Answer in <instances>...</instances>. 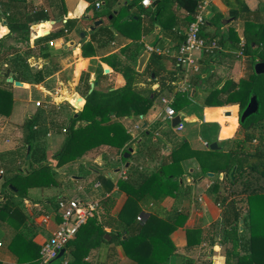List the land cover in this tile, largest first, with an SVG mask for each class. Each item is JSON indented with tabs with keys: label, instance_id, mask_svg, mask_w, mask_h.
Here are the masks:
<instances>
[{
	"label": "crops",
	"instance_id": "0c3cea01",
	"mask_svg": "<svg viewBox=\"0 0 264 264\" xmlns=\"http://www.w3.org/2000/svg\"><path fill=\"white\" fill-rule=\"evenodd\" d=\"M27 1L46 9L51 20L49 22L34 23L38 27L32 33L31 26L33 24L30 26L27 23H10L2 16L0 9V28L7 29L3 34H0V39L3 40L2 48L7 52L9 59L8 62L4 61L1 64L3 69L0 70V86L12 91L14 95L12 113L5 116L0 112V169L4 170L3 173H0V192L4 188L3 182L6 176L17 173V171L27 172L30 169L26 154L23 161L22 157L19 156L22 146H27L26 133L22 124L28 117L41 109L36 104L38 99L35 100L36 107H34L30 96L23 97L18 94L21 93L19 91L21 88H34L33 90H36V92L39 91L46 95L49 90L48 84L52 81L56 83L58 90H63L65 86H71L68 90L71 91L70 94H66L68 91L63 92L65 96L72 94L71 99L68 101L70 107H75L74 102L79 96L82 97V101L79 103L83 107L87 83L90 84V89L91 83L94 82L93 88L101 90L121 87L125 83L122 72L112 65V61L105 59L107 55L113 52L118 53L123 61L135 66H137V58L140 55L136 57V60L130 57L135 49L134 43L128 46V43L132 41L131 38H120V42H112L103 46L95 55H82L84 43L91 39L88 27L94 20L91 18V14H86L89 6V2L86 0ZM203 1L207 2L206 12L209 13L206 16L207 22L204 32L207 36H214L213 38L218 39L220 44V48L214 53V57L212 55L204 56L200 51L195 50L193 54L198 58L199 63V69L196 72L186 73L185 69L178 65L176 54L180 43L185 38L188 27L186 11L170 0H163L162 3L165 5V9L161 20L155 22L159 25L160 30H157L155 24L153 30L143 34L138 40L144 43L146 49L149 46L158 48L160 56L152 65V68L157 70L158 76L154 82H151V77L154 75L150 71H145L139 77L138 85L146 91L151 88V92H153V84L158 82V88L162 87L164 90L145 114L132 113L130 116L114 117V119H119L123 123L132 136L131 147H133V152L128 157L129 160L123 159L122 150H117L108 144H102L84 154L86 157L92 154L91 160L95 162V165L90 168L94 176L92 185H86L84 176L81 174H70L73 182L71 185H67L65 169H70L71 165L58 168L59 184L45 186L46 191L44 187H33L29 189L28 196L16 193L10 194L9 192L8 195H11V199L17 205L20 204V208L26 216V221L23 225L17 227V221L19 220L17 215L14 216L15 220L13 219L10 222L7 219L0 218V242L2 243L0 245V264H21L20 254L18 253H21L23 258L30 256L29 250L31 249L25 248L24 240L31 239L41 249V244L50 237L61 223V210L58 208V201L61 197H78L83 200H98L100 202L95 215L91 218L96 219L97 225L99 224L104 228L106 230L105 234H110V238L99 240L97 238L99 232L94 227L89 233L85 234L87 235L85 241L88 253L84 257V261L88 264H160V260L145 261V259L136 258L134 256V250H137L135 248L136 243L124 241L131 231L126 230L124 227L126 220L122 218L123 207L130 194L136 197L138 201V197L132 191L124 188V180L128 176L130 166H137L140 171L145 173L154 172L159 167L162 157L168 155L175 145L182 142L186 143V149L177 159L180 165L179 170L185 173L181 176L182 187L180 191L176 196L168 194L163 197H148L138 201L142 206V210L138 214L137 220L144 222L152 212L164 218H174L178 215L185 216L184 223L176 226L170 232L169 237L175 247L173 253L191 257L197 264H208L207 261L202 263L199 261V258L204 254L205 257L211 259V264H217V260L214 258L223 257L222 264H225L226 249L230 246V243H221L226 214L224 212L225 208L216 198L222 182L217 181L216 172H214V176H208V172H203L201 159L192 151L201 150L202 153L210 154L208 157L210 160L206 163L207 168H210L213 164L224 167V163L217 160L216 156L226 151L233 140L232 138L236 137L235 135L240 126L238 118L240 105L239 103L220 104L212 99V96H221V94L226 96L225 89L230 82H239L242 78L249 77L251 74L252 62L250 56L256 54V52L253 50L247 52L246 46H242V43L245 45L246 36H250L255 27L264 24V0ZM245 8H247V11ZM115 10H118V6H115ZM133 11V9L129 10L130 13ZM237 11L240 12L239 15L234 14ZM84 14L90 17L87 18ZM81 15L89 20L84 23L83 19L80 18ZM175 15L176 19H174ZM216 15L220 19L225 18L230 19V21L227 23L221 22L223 26L217 27L213 21ZM73 17L78 18L76 28L87 32L85 38L79 42L72 37V33L77 31L76 28L70 33H65L71 36L69 39L76 40L75 48L70 46L67 49L63 48L65 52H56L50 48L55 43L49 45L46 42L41 46L37 44L36 38L39 35L45 31L50 32L61 28L63 26L62 18ZM102 19L105 23V18ZM142 23V25L146 24L144 18ZM68 40L66 39L62 44ZM92 43L96 45L97 42L93 41ZM28 49H31L33 53L28 52L26 54L25 51ZM18 51L21 56L20 59L27 60L28 63L33 62L31 64L34 65H37L41 59L46 63L45 58H48L47 62L57 66V70L46 75L45 79L39 83L22 81V85H15L14 82L8 80V77L12 72L14 79L19 80V71L10 70L9 72L5 69L8 66L14 68L13 63L10 61L13 60ZM45 51H48L50 57L43 56ZM30 63L29 65H31ZM78 71L79 74L76 76ZM24 73L23 76L31 78L32 71ZM86 73L89 75L88 78ZM185 73L188 74L190 79L188 82L189 88L184 93L178 92L177 85L183 82ZM82 75H84L83 79ZM76 77L77 81L75 83ZM170 87L173 90L169 91ZM192 88H194V94L191 93ZM164 95H175L174 101L180 104L183 103L182 105L187 103L186 98L189 95V101L192 100L197 104L198 108L193 109L182 108V106L178 108L171 104L177 110V114L181 113L183 115L180 123L183 125L182 127H180V124L175 128L170 126L173 116H168L165 108H162L164 105L161 98ZM235 107H237L235 129L232 133L227 130L231 135L223 132L225 125H228L227 122L207 118V113L210 111L218 109L222 114H225L226 111H232ZM75 109L77 108L75 107ZM75 109H73V113H75ZM44 113L46 121H49L47 120L49 119V112L45 111ZM164 123H168L167 127H157L158 124L162 125ZM181 130L182 132L179 133ZM51 132L52 130L49 129L47 136ZM197 132H199V135H197ZM154 136H156V140H153ZM199 141H202L201 145L198 143ZM213 141L220 148L211 149L209 144ZM188 148L189 150H187ZM210 149L218 152H209ZM212 159L215 161L211 162ZM50 161L54 164V159L51 158ZM126 161H129L128 167L125 166ZM189 167H191L190 170H188ZM117 168H120V170L117 171ZM8 169L12 171H7ZM104 175H109L110 179L106 180ZM198 176H203V179L198 180ZM206 176L210 178L206 180ZM13 190L17 191V189ZM245 203V199L239 202L240 205ZM229 217V220L232 221L234 214L229 213ZM18 231L23 234L21 237L23 246L17 247V251H14L11 244ZM118 232L122 233L120 239L116 236ZM244 235L246 237L250 235L249 229L246 228ZM138 247L142 252L151 249V245L146 249L142 246ZM174 262L175 260L172 262V259H169L167 264H174Z\"/></svg>",
	"mask_w": 264,
	"mask_h": 264
},
{
	"label": "trees",
	"instance_id": "16d2710c",
	"mask_svg": "<svg viewBox=\"0 0 264 264\" xmlns=\"http://www.w3.org/2000/svg\"><path fill=\"white\" fill-rule=\"evenodd\" d=\"M86 1L89 2L87 8H94V14L91 15L92 19L104 17L109 19V23H104L90 32L91 39L83 45V56L95 55L103 46L112 42H120V38H131L132 41L128 43V46L134 43L135 49L130 57L136 60V57L146 49L144 43L138 40L143 34L155 28V22L161 20L165 9V5L162 3L163 0H152L149 5H144L142 0H103L101 6H104L105 10L95 8L94 2L96 0ZM170 1L186 11L189 25L197 12L201 0ZM0 3L2 16L10 23H27L31 26L34 23L49 22L51 20L46 9L40 8L27 0H0ZM117 5L118 13L109 18V15L113 13ZM125 9L134 10L131 13L129 12V17L123 21L126 23L125 27H114L115 20ZM245 9L247 11V8ZM234 14L239 15L240 12L237 11ZM174 17L176 19V15ZM143 18L146 21L144 25H142ZM61 20L63 21V26L48 33L43 32L36 38L37 44L41 45L65 33H70L76 28L78 18H62ZM75 30L83 31L80 28ZM200 34L205 37H214L207 36L204 32V27L201 29ZM93 41L97 42L96 45L92 43ZM2 42L3 40L0 39V70L3 69L1 64L4 61H9L7 52L2 48ZM244 46H246L247 52L249 50L256 51V54L250 56L252 62L251 74L249 77L242 78L239 82H230L225 89L227 94L223 99L217 98V95L212 96V99L220 104L239 103L240 114L248 104L250 97L254 94L257 96L253 89L252 77L256 75L255 63L259 60L264 61V53L261 52L264 49V24L258 25L250 36H246ZM28 52L33 53L31 49L25 51L26 54ZM259 52L261 53L260 55ZM16 54L13 60L10 61L13 63L14 68L12 69L8 66L5 70L9 72L10 70H18V79L21 81L39 83L45 79L46 75L57 70V66L53 64H44V67L31 73V78L23 76L24 72L31 71V68H29L31 66L27 60L20 59L19 51ZM203 55L208 56L207 54ZM211 55L214 57V54ZM43 56L50 57V54L45 51ZM159 56L157 51L152 50L145 70L138 72L135 65L123 61L118 53H110L105 59L112 61V65L122 72L125 78L123 86L108 90L93 88L89 91L90 84L87 83L83 107L80 110L75 109V112H78L77 117L71 114L66 121H46L44 109L26 119L23 123L26 133L25 141L27 143L25 154L29 161L30 169L27 172L17 171V173L10 174L4 178V188L0 192L1 219H7L10 222L13 219L15 220L14 216L17 215L19 218L17 227L23 225L26 221V216L22 208H20V204L17 205L11 199V193L28 196L30 188L58 185V168L71 166L86 152L102 144H108L117 150H122L123 154L131 147L132 136L130 132L127 131V128L119 119H114V117L130 116L132 113L143 115L154 104L156 98L162 94L164 88L159 87L155 96L150 97L152 89L150 88L146 91L138 85L139 77L145 71H150L154 75L151 77V82L157 79L158 72L155 68H152V65L158 60ZM86 75L88 78L89 75L87 73ZM171 90L173 89L170 87L169 91ZM189 97L188 95L187 98L189 99ZM187 98L186 101H188ZM172 104L179 108L183 103L180 104L177 101H173ZM13 105L14 95L12 91L0 86V112L5 116H9L12 113ZM236 110L237 107L230 111L229 115L223 114L224 122L233 124L230 118L233 116V121L237 118ZM259 112L260 108L255 114ZM255 114L248 116L243 121L239 120L240 131H243V136L241 137L238 131L226 151L216 156L217 160L221 159V157L225 159L222 161L224 167L213 164V166L207 168L206 163L210 160L208 158L210 154L202 153L201 150L192 151L193 154H197L201 159L203 172L207 173L211 170L216 172L217 181L222 182L216 198L225 208L224 212L226 214L224 218L226 220L224 236L221 243H230V246L226 249L225 264H264V117L253 119L252 117ZM235 126L233 124L232 129L228 131L232 133ZM50 128L58 132L63 130L65 134L61 147L52 155V158L56 160L54 165L46 153V142L42 137L47 135ZM228 133L231 135L230 132ZM255 141L256 143H254ZM28 145H30V149H28ZM185 147L186 143L184 142L175 145L168 155L162 157L159 167L152 173H145L140 171L137 166H130L128 176L124 180V188L132 191L138 197V201L148 197H163L168 194L176 196L182 187L179 178L185 173L180 170L170 172L169 170L171 169L167 167L178 164L179 161L177 159L184 152ZM209 152L218 151L210 149ZM122 157L125 160H129V158H124L123 155ZM203 157L208 159V162H205ZM213 161L215 160L212 159L211 162ZM234 166L237 167L234 179L230 176L223 177V179L219 178L220 172L224 171L229 174ZM7 171L11 172L12 170L8 169ZM104 177L106 180L110 179L109 175H104ZM10 184L16 187L17 191L13 190ZM9 192L10 194L8 195ZM244 199L246 203L240 205L239 202L244 201ZM138 201L136 197L130 194L122 210V218L126 220L124 227L126 230L131 231L124 241L136 243L135 248L137 250H134V256L138 259H145V261L160 260V264H167L170 256L174 254L176 257L174 264H197L191 257L173 253L175 247L169 237L170 232L176 226L184 223L185 216L178 215V217L174 218H164L152 212L144 222H141L137 220V216L142 210V206ZM229 213L234 214L232 221L229 220ZM240 218L244 219V229L242 231L239 230ZM95 221V218H91L81 225L76 237L67 242L62 260L56 259L47 264H88V262L84 261V257L88 253L85 241L87 235L85 234L89 233L94 227L99 232L97 238L103 240L106 233V230L99 224L97 225ZM246 228L250 231L248 237L244 235ZM121 234L118 232L116 236L120 239ZM22 236L23 234L19 231L14 236L11 244L14 251H17V247L23 246ZM24 243L26 245L25 248H30L31 250H29L30 256L25 258H23V255L21 256V253H18L20 254L21 264H41L40 246L38 247L31 239L24 240ZM149 245H151L150 251L144 250L142 252V250H139L138 246L146 249Z\"/></svg>",
	"mask_w": 264,
	"mask_h": 264
},
{
	"label": "rangeland",
	"instance_id": "374dc122",
	"mask_svg": "<svg viewBox=\"0 0 264 264\" xmlns=\"http://www.w3.org/2000/svg\"><path fill=\"white\" fill-rule=\"evenodd\" d=\"M74 3L76 4L75 1H74ZM100 8H101V10H105L106 9L104 6H101ZM100 8H99V10H100ZM86 14L93 15L94 14V8L93 7L87 8V13ZM86 14H84V16ZM128 15H129V10H126V9L123 10L121 15H119L118 18L115 20L114 27H116V28L125 27L126 23H124L123 21L125 20L126 17H128ZM208 15H209V13L205 11V16H208ZM84 16L81 15L80 18L83 19V21L85 23L89 19L84 18ZM222 20H223V18L220 19V17H218L217 15L213 19V21L217 25V27L223 26L222 23H221ZM105 21H106L105 24L109 23V19L108 18H105ZM81 32L82 31H74V33H72V37L75 38L78 42L82 41L83 38H85V36H86V35L85 36H81ZM84 33L86 34L87 32H84ZM68 37H71V36L67 35V34H64L62 36L54 38L53 41H54L55 45L50 46V48L53 51H56V52H65L64 49H63V44L62 43ZM47 43H49V41ZM40 48H42V47H40ZM261 52L264 53V49ZM260 54L261 53L259 52V55ZM31 63H33V62H31ZM44 64L51 65V62L50 63H48V62L44 63L43 59H41L40 62L37 65L36 64L35 65L31 64L30 65L31 67H29V68H31V71L33 72V71H36L37 69H40V67H44ZM190 72L192 73V72H196V71L193 68H190ZM78 74H79V71H78V73H76V76H78ZM83 78H84V75H82V79ZM76 81H77V77H76L75 83H76ZM252 83H253V89H254V91L257 94V99L259 101V108H260V112L258 114H255L252 118L253 119L262 118V117H264V73L256 74L255 76H253L252 77ZM48 86H49V90H48L46 95L43 94L42 92H39V91L36 92V90H33L34 88L30 89L29 87L21 88V90H19V91H21V93H18V94H20V96H23V97H29L30 96L31 99L33 100L32 103H33L34 107H36L35 106V100L38 99L39 101H41V105L38 106V108L39 109H44L45 111L49 112V116H48L49 119H47V120H49V121L53 120V121H58V122H60L62 120L66 121L67 118L73 113V109H75V107H73V106L70 107V103L68 102L71 99L70 97L72 96V94L70 96L69 95L65 96V94H64L68 90H70L69 87H71V86H65L63 88V90H60V89L58 90L57 87H56V83H54L53 81L51 83H49ZM75 89H77V87H75ZM70 93H71V91H68L66 94H70ZM183 93H184V91H183ZM168 96H170V95H168ZM224 96H225L224 94H221V96L219 95V96H217V98L223 99ZM235 106H237V105H235ZM162 108H164V106ZM182 108H186V109H190L191 108V109H193V108H198V106H197V104L195 102H193L192 100L189 101V99H188L187 103L185 105H182ZM74 114L75 113H73V115ZM223 114H222V112L220 110L217 109L215 111L208 112L207 113V118L208 119H217V120H220V121H224V115L225 114L224 115ZM23 116H24V113H23ZM233 119L234 118L232 116L230 118V121H232L233 124L236 125V119L234 121H233ZM185 123H187V122H185ZM233 124L229 123L228 125H225L226 128L223 131L224 134L228 133L227 130L232 129ZM161 126H162L161 124L157 125V127H161ZM50 130H52V132L50 133L49 136L45 135V136H42V137H43V139H46L45 140L46 141V143H45L46 144V153H47V155H49L48 157H50V159H51L52 155L54 154V152L57 151L61 147V145H62V143L64 141V138H65V134H64L63 130H62V132L55 131L52 128H50ZM240 130H241V127L239 126L237 131H239L238 133L240 134V136H243V131H240ZM181 132H182V130L179 131V133H181ZM197 135H199V132H197ZM153 140H154V138H153ZM198 143L201 145L202 141H199ZM254 143H256V141ZM25 150H26V145L22 146L21 154H19V156L22 157V161L25 160L23 158L24 155H25ZM187 150H189V148ZM91 157H93L92 154H90V156H88V157L83 155L81 158H79L78 160H76L72 164L70 169H67V168L65 169L67 185H71L72 182H73V179L71 178L70 174H81V175L84 176V182L86 183V185H92V183L94 182V180H93L94 176H93L90 168H91L92 165L93 166L95 165V162H93V160H91L92 159ZM203 160L205 162L206 161L208 162V159H206L205 157H203ZM218 160L220 162H222L225 159H223L221 157V159H218ZM54 164H56V160H54ZM167 168L171 169V170H169L170 172L179 171L180 165L179 164H174L172 167H167ZM190 168L191 167H189L188 170H190ZM169 171H168V173H169ZM198 177H200V176H198ZM209 178L210 177L206 176V180L209 179ZM44 190L45 191L47 190L46 187H44ZM222 232L223 233H222L221 240H223L224 230ZM0 233H1V231H0ZM217 237H219V236H217ZM170 259H172V262H173L176 259L175 255L172 254L170 256ZM199 261H201L200 263L207 261V263L210 264L209 261H211V259H208L207 257H205V254H204V255H202L201 258H199Z\"/></svg>",
	"mask_w": 264,
	"mask_h": 264
},
{
	"label": "built area",
	"instance_id": "2783aa9c",
	"mask_svg": "<svg viewBox=\"0 0 264 264\" xmlns=\"http://www.w3.org/2000/svg\"><path fill=\"white\" fill-rule=\"evenodd\" d=\"M102 1L103 0H96L94 2L95 8L99 9L101 7ZM151 2L152 1L150 0L147 5L151 4ZM142 3L144 4L143 0ZM206 6L207 2H204L203 0L199 2L197 12L194 15L193 20L189 23L185 32V38L178 47L176 54L177 63L185 69L186 73L190 72V68H193L195 71L199 69L198 58L195 57L193 51L198 50L201 54L211 55L220 48L218 39L213 37H205L200 34L201 29L205 27L207 22L205 16ZM53 44L54 41L49 40V45ZM242 46H244L243 43ZM147 49L158 52V48L155 47L149 46ZM186 73L183 82L177 85L178 91H187L189 88L188 82L190 79ZM174 98V95H164L161 98V102L164 105L165 111L170 117L177 114L176 109L171 106ZM36 104L38 106L41 105V101L37 100ZM161 114L162 112L160 115ZM182 126L183 125L180 124V127ZM3 172L4 170L0 169V173ZM99 206L100 202L98 200H83L78 197H61L58 201V208L61 210L62 220L59 226L52 232L50 237L41 244V263L47 264L52 259H55L60 249L66 248L67 242L76 236L81 225L95 215V212ZM1 244L2 243L0 242V245Z\"/></svg>",
	"mask_w": 264,
	"mask_h": 264
},
{
	"label": "water",
	"instance_id": "95a60500",
	"mask_svg": "<svg viewBox=\"0 0 264 264\" xmlns=\"http://www.w3.org/2000/svg\"><path fill=\"white\" fill-rule=\"evenodd\" d=\"M126 1H127V0H126ZM126 1H125V2H126ZM117 13H118V10H115V9H114V10H113V13L109 15V18H112V16H113L114 14H117ZM85 16H86L87 18L90 17L89 15H85ZM229 21H230V19H225V18H223L222 23H227V22H229ZM53 22H54V21H53ZM103 24H104V21H103L102 18L94 19L93 22L91 23V25L88 27V31L91 32V31L97 29L98 27H100V26L103 25ZM155 24H156V23H155ZM156 25H157V30L159 31V30H160V29H159L160 27H159L158 24H156ZM37 27H38L37 24H33V25L31 26V28H32V33L35 32V30L37 29ZM45 32L48 33V31H45ZM81 36H85L84 31L81 32ZM70 46H71V47H74V48L76 47V40H75V39H69L68 41H66V42L63 44V48H64V49H67V48H69ZM150 56H151V51L148 50V49H145V50H144V51L138 56V58H137V66H136V70H137L138 72H142V71H143L144 67L146 66V64L148 63V61H149V59H150ZM48 60H49L48 58H45V61H46V62H47ZM254 69H255L256 74H262V73H264V61H263V60H259V61H257V62L255 63ZM106 70H108V69H106ZM8 80H9L10 82H14L15 85H22V84H23L22 81L17 80V79H14V77H13V73H12V72L9 74ZM94 85H95L94 82L91 83V89H90V91L93 89ZM158 86H159V83H158V82L155 83V84H153V92H151L150 97H153V96H154V94H155V92H156ZM191 93L194 94V88H192ZM80 101H82V97H81V96H79V97L75 100V102H74V105H75V107H76L77 109H81V108H82V106H81L80 103H79ZM258 109H259V102H258L257 96L254 94V95H252V96L250 97V100H249L248 104L246 105V107L244 108V110L242 111V113L238 115L239 120H242V121H243V120H244L245 118H247L248 116H250V115H252V114H255V113L258 111ZM230 113H231L230 111H226V112H225L226 115H229ZM73 116H74V117H77V116H78V112H75V114H74ZM182 118H183V115H182L181 113H180V114H176L175 116H173V117L171 118L170 126H171L172 128L177 127V126L182 122ZM167 125H168V123H164V124H162V126H161L160 128L167 127ZM154 139L156 140V136H154ZM209 147H210L211 149H218V148H220V147L218 146V144H217L215 141H213L212 143H210V144H209ZM28 149H30V145H28ZM132 152H133V147H130L127 151L124 152V154H123L124 158H128ZM128 165H129V161H126L125 166L128 167ZM236 168H237V167L234 166L233 169H232V171H231L229 174L226 173V172H225V173H224V172L219 173V177H220V179H222L223 177H228V176H230L232 179H234V178H235V173H236ZM116 170L119 171L120 168H117ZM214 174H215L214 172H208V173H207L208 176H214ZM179 179L181 180V177H180ZM201 179H203V176H200V177L198 178V180H201ZM10 186H11L13 189H16V188L13 187L12 185H10ZM243 223H244V219H243V218H240V220H239V229H240V230L243 229ZM104 238L109 239V238H110V234H108V233L105 234V235H104ZM64 253H65V248H61L60 251H59V253H58V255H57V257H56L55 259H52L51 261H54V260H56V259H61V260H62V259L64 258Z\"/></svg>",
	"mask_w": 264,
	"mask_h": 264
},
{
	"label": "clouds",
	"instance_id": "9594fccd",
	"mask_svg": "<svg viewBox=\"0 0 264 264\" xmlns=\"http://www.w3.org/2000/svg\"><path fill=\"white\" fill-rule=\"evenodd\" d=\"M144 4L147 5L150 0H143ZM5 31H7V29H4V28H0V34H3ZM217 260V264H222V261H223V257H219V258H214Z\"/></svg>",
	"mask_w": 264,
	"mask_h": 264
},
{
	"label": "bare ground",
	"instance_id": "6f19581e",
	"mask_svg": "<svg viewBox=\"0 0 264 264\" xmlns=\"http://www.w3.org/2000/svg\"><path fill=\"white\" fill-rule=\"evenodd\" d=\"M82 67V66H81ZM77 69V68H76Z\"/></svg>",
	"mask_w": 264,
	"mask_h": 264
}]
</instances>
